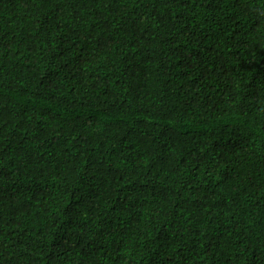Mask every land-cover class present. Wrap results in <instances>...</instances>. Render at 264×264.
<instances>
[{"label": "trees", "instance_id": "obj_1", "mask_svg": "<svg viewBox=\"0 0 264 264\" xmlns=\"http://www.w3.org/2000/svg\"><path fill=\"white\" fill-rule=\"evenodd\" d=\"M0 264H264V0H0Z\"/></svg>", "mask_w": 264, "mask_h": 264}]
</instances>
